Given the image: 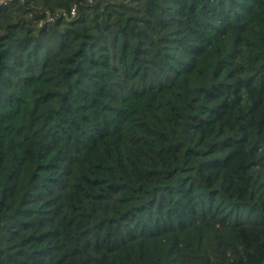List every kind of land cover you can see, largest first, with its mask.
Listing matches in <instances>:
<instances>
[{
    "label": "trees",
    "instance_id": "trees-1",
    "mask_svg": "<svg viewBox=\"0 0 264 264\" xmlns=\"http://www.w3.org/2000/svg\"><path fill=\"white\" fill-rule=\"evenodd\" d=\"M5 1L0 264H264V0Z\"/></svg>",
    "mask_w": 264,
    "mask_h": 264
},
{
    "label": "built area",
    "instance_id": "built-area-1",
    "mask_svg": "<svg viewBox=\"0 0 264 264\" xmlns=\"http://www.w3.org/2000/svg\"><path fill=\"white\" fill-rule=\"evenodd\" d=\"M1 3H6L5 0H0ZM88 2L90 3L91 1L88 0ZM76 13V7L73 6L68 12L62 11V10H55L53 13L49 12V11H44L42 14L44 16V21L46 22H52L54 20V18L56 17H64L66 19H72L75 16ZM42 20L39 22L38 25H41Z\"/></svg>",
    "mask_w": 264,
    "mask_h": 264
}]
</instances>
